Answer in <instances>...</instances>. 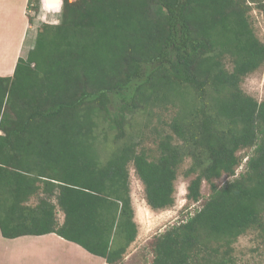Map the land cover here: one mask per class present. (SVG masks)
<instances>
[{
    "label": "trees",
    "instance_id": "obj_1",
    "mask_svg": "<svg viewBox=\"0 0 264 264\" xmlns=\"http://www.w3.org/2000/svg\"><path fill=\"white\" fill-rule=\"evenodd\" d=\"M255 2L264 10V0H62L58 23H43L0 77L1 236L56 234L125 264L138 231L130 169L161 212L189 159L187 201L201 200L203 181L210 194L154 238L144 263L229 264L221 247L264 229V100L240 87L264 62ZM167 106L170 134L155 151L128 136L130 116Z\"/></svg>",
    "mask_w": 264,
    "mask_h": 264
},
{
    "label": "rangeland",
    "instance_id": "obj_2",
    "mask_svg": "<svg viewBox=\"0 0 264 264\" xmlns=\"http://www.w3.org/2000/svg\"><path fill=\"white\" fill-rule=\"evenodd\" d=\"M43 1L47 6V1ZM56 3L57 0H49V7L51 5H57ZM250 5L252 10L249 15L252 28L256 36L264 42V10L258 7V2L250 3ZM38 7L40 10L41 0H39ZM37 14L31 12V22L34 21V19H38ZM59 18L60 12L48 14L44 21L37 22L33 36L35 35L36 37L37 31L43 23L57 24ZM27 43L35 44V38L27 36ZM2 49H5V52H7L10 48L8 44H5ZM240 87L245 94L253 97L257 101L264 100V62L256 71L247 75L243 79ZM175 111V108L167 106L166 108L163 107L148 112L134 114L129 118L130 124L126 125V132L128 136L133 137L134 141L139 142L141 147L150 151H155L156 145L160 139L163 138L164 135L170 134L169 124L175 115ZM250 152L251 150L249 149L239 152V155L244 157V159L242 160L241 166L236 170V174L242 172L244 169L245 159ZM189 165L190 160L186 159L179 169L178 178L175 183L176 194L174 206L161 212L152 211L150 208L148 210L145 206H140V200L142 196H144L143 187L141 182L135 176L134 171L130 169L131 191H135L136 194L138 192L137 195H134V205L138 210V215L137 217L134 215V219L137 223L138 231L135 241L132 242L126 250L125 257H127V264H145V260L149 263L152 259L151 243L154 238L163 233L170 226L186 220L195 212L196 208L201 206L204 199L210 194L209 184L206 181H203L200 189L202 196L201 200L198 203L187 201V185L189 181L194 178V175L187 178L183 175ZM228 180H230V178L222 176L220 179H216L214 183L219 187ZM142 208H146L147 210V213L145 214L146 220L144 222L147 223L146 225L140 224L143 223ZM57 216L61 221L62 214L58 213ZM225 249V247H221L218 258H222L224 255H226L225 258L230 257L231 262L229 264H264V229L248 230L237 238V240L231 245V248Z\"/></svg>",
    "mask_w": 264,
    "mask_h": 264
},
{
    "label": "crops",
    "instance_id": "obj_3",
    "mask_svg": "<svg viewBox=\"0 0 264 264\" xmlns=\"http://www.w3.org/2000/svg\"><path fill=\"white\" fill-rule=\"evenodd\" d=\"M41 0V7L37 14L38 19L30 22L31 11L28 9L29 0H0V77L13 75L19 58H25L34 43H27V36L36 38L34 29L37 22L44 21L50 13H58L59 5H51L49 0ZM36 17V16H35ZM5 44L9 50L2 49ZM135 191H131L132 204L137 217L138 210L134 205ZM140 206L149 207L144 196ZM146 208H142L143 223L145 222ZM127 257H125V264ZM0 264H108L103 258L95 256L77 244L66 241L56 234L42 236H21L14 239H5L0 234Z\"/></svg>",
    "mask_w": 264,
    "mask_h": 264
},
{
    "label": "built area",
    "instance_id": "obj_4",
    "mask_svg": "<svg viewBox=\"0 0 264 264\" xmlns=\"http://www.w3.org/2000/svg\"><path fill=\"white\" fill-rule=\"evenodd\" d=\"M69 1H72V0H69Z\"/></svg>",
    "mask_w": 264,
    "mask_h": 264
}]
</instances>
